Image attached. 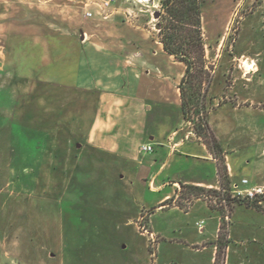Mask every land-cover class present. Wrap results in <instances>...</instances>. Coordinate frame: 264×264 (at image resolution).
Listing matches in <instances>:
<instances>
[{"label": "rangeland", "instance_id": "rangeland-1", "mask_svg": "<svg viewBox=\"0 0 264 264\" xmlns=\"http://www.w3.org/2000/svg\"><path fill=\"white\" fill-rule=\"evenodd\" d=\"M160 1L153 0L157 8L135 1L139 20L134 22L128 13L112 22L100 20L97 5L87 10L93 13L88 19L78 0L0 3V264H264V199L258 207H227L207 192L204 199L187 201L191 194L183 189L175 204L186 210L156 209L161 194L146 187L136 192L130 172L136 163L147 165L152 153L132 138L136 163H124L101 154L90 141L96 114L113 106L94 88L97 57L82 44L85 32L114 39L113 45H119L118 35L136 32L138 51L176 78L180 68L154 43L159 18L153 14L161 12ZM201 4L205 70L194 79L199 100L209 111L211 83L222 110L210 120L221 122L228 109L232 132L226 144L233 158L248 156L238 177L250 178L246 168L259 165L263 181L264 0ZM241 54L258 66L247 79L229 70L241 63ZM236 77V91L248 100L234 111L224 96ZM218 237L227 239L226 247L219 248L214 263Z\"/></svg>", "mask_w": 264, "mask_h": 264}, {"label": "crops", "instance_id": "crops-1", "mask_svg": "<svg viewBox=\"0 0 264 264\" xmlns=\"http://www.w3.org/2000/svg\"><path fill=\"white\" fill-rule=\"evenodd\" d=\"M6 1L0 0V3ZM19 1L25 2V0ZM27 1L29 2V0ZM78 1L83 4L81 8L85 9L86 13L87 10L94 11L95 2L99 0ZM133 4H135V0H116L111 6L110 14L100 20L112 22L121 19L120 16L125 17L128 13L132 16V22L138 21L139 19L132 8ZM132 33L137 34L133 31L125 35L124 33L118 35L119 45H113L115 44L112 42L114 39H111L110 43L109 39L101 40L97 34L92 36L88 32H85L82 42L84 46L89 47V50L94 51L97 57L93 63L97 67L94 88L99 91V95L105 102L113 106L107 113L96 114L92 122L90 136L94 139H90V141L94 140L97 151L116 157L124 163H136L130 149L132 138L138 139L141 146L150 145L153 158L147 165L136 163L137 167H133L130 172L136 192H141L146 187L151 193L161 194L156 209L159 208L158 205L162 201L171 200L172 204L169 206L172 209L186 210L185 207L181 208L175 205L176 199L182 195V190L186 185L201 187L205 190L219 189L218 160L221 156L224 158L230 183H239L242 178L248 180L246 185L240 184L242 188L263 183L264 180L262 181V178L259 177V165H251L250 168H246L250 178L238 177L241 166L245 164L248 156L233 158L232 150L226 144L227 138L232 132L229 118L226 115L229 112L228 109L223 110L221 112L223 114L219 113L221 122L215 125L216 119L210 120L212 115L216 114L218 110H222L220 109L221 103H217L215 96L212 95L211 83L206 87L211 105L207 113V123L223 149L222 154H217L197 136L191 122L185 120L183 116L178 85L184 74V64L175 61L173 56L163 50L159 41H154L159 47L158 51L173 62V65L176 64L180 68L176 78L175 76L171 78L160 61L145 58L138 51L140 41L133 37ZM82 52L88 60L87 49ZM152 56L155 57L156 52H152ZM243 60H247V57L241 54L239 59L241 63L237 66L231 64L232 70H229L233 71L234 69L238 78L247 79L250 73L248 74V69H245ZM247 61L253 65L252 70L258 68L252 58ZM215 74L216 72L213 70L211 77ZM237 77L226 86L225 90L228 95L224 94V102L229 99L233 104L229 110L234 111L241 109L248 100V97H242L241 92L236 91L234 81ZM170 108L173 112L169 111ZM238 136L242 137V135H236V137ZM156 145L159 146L158 149H155ZM191 198L201 199L200 197ZM186 199L188 201V198ZM143 231L146 233V228H143ZM212 249V259H214L216 244L213 243Z\"/></svg>", "mask_w": 264, "mask_h": 264}, {"label": "trees", "instance_id": "trees-1", "mask_svg": "<svg viewBox=\"0 0 264 264\" xmlns=\"http://www.w3.org/2000/svg\"><path fill=\"white\" fill-rule=\"evenodd\" d=\"M159 16V42L163 50L173 56L177 61L185 66L184 74L179 82L181 110L185 120L190 121L197 136L217 154H222L223 149L211 132L207 123V113L204 111L202 102L199 100V85H195L194 79L198 74L204 72V38L201 23V0H161ZM195 74V75H193ZM211 76L207 82L209 83ZM205 134L209 140L205 139ZM219 189L205 190L201 187L186 185L185 190L189 195L185 198H203V192L216 195L224 201L227 207L234 204H244L248 207H258L257 200L231 197L228 190L230 181L228 179L227 168L224 158L218 160ZM193 193V194H192ZM204 199V198H203ZM171 200L162 201L158 207L171 205ZM183 208L182 204H175ZM209 206L213 207L210 203ZM221 227V224H219ZM220 231V230H219ZM223 237V236H222ZM226 238H222L216 245V255L214 263L217 262L219 248L226 247Z\"/></svg>", "mask_w": 264, "mask_h": 264}, {"label": "built area", "instance_id": "built-area-1", "mask_svg": "<svg viewBox=\"0 0 264 264\" xmlns=\"http://www.w3.org/2000/svg\"><path fill=\"white\" fill-rule=\"evenodd\" d=\"M115 0H100L99 2H96L95 4L99 7V14L105 19L108 15L105 14L107 8L110 6L112 2ZM137 3L141 4H147L150 3L154 8H157L156 4L153 3V0H135ZM86 17H92L93 13L90 11H87L85 13ZM141 150L144 152H150L152 150V147L150 145H143L141 146ZM248 183V180L245 178H242L239 183H230L229 185V194L231 197H237V198H246L248 200H257V203H260V200L264 199V182L261 184H255L250 187L242 188L241 185H246ZM199 227L202 225L201 222L196 223Z\"/></svg>", "mask_w": 264, "mask_h": 264}, {"label": "bare ground", "instance_id": "bare-ground-1", "mask_svg": "<svg viewBox=\"0 0 264 264\" xmlns=\"http://www.w3.org/2000/svg\"><path fill=\"white\" fill-rule=\"evenodd\" d=\"M243 65L245 69H248V71L253 69V65L251 64V62H247L246 60H243Z\"/></svg>", "mask_w": 264, "mask_h": 264}, {"label": "water", "instance_id": "water-1", "mask_svg": "<svg viewBox=\"0 0 264 264\" xmlns=\"http://www.w3.org/2000/svg\"><path fill=\"white\" fill-rule=\"evenodd\" d=\"M153 15H154V18L157 19V18H159L160 13L156 11ZM155 27L159 28V24H156ZM82 38H83V33L81 34V39Z\"/></svg>", "mask_w": 264, "mask_h": 264}]
</instances>
